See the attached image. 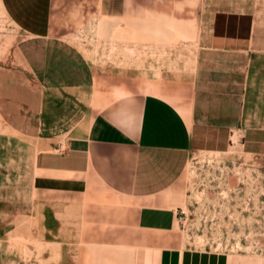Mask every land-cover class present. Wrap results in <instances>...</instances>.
Returning a JSON list of instances; mask_svg holds the SVG:
<instances>
[{"label":"rangeland","instance_id":"rangeland-1","mask_svg":"<svg viewBox=\"0 0 264 264\" xmlns=\"http://www.w3.org/2000/svg\"><path fill=\"white\" fill-rule=\"evenodd\" d=\"M220 11L253 18V47L264 49V0H100L55 45L23 32L0 1V264H134L128 255L144 252L135 247L144 235L128 203L89 175L35 171L33 140H67L120 92L95 86L82 98L83 59L144 93L156 78L192 74ZM55 46L67 54H44ZM262 141L209 136L192 148L173 233L187 246L264 254Z\"/></svg>","mask_w":264,"mask_h":264},{"label":"crops","instance_id":"crops-1","mask_svg":"<svg viewBox=\"0 0 264 264\" xmlns=\"http://www.w3.org/2000/svg\"><path fill=\"white\" fill-rule=\"evenodd\" d=\"M0 1L23 32L53 45L84 26L100 4V0ZM253 24L246 12L215 14L192 74L156 78L144 93L119 76L95 72L83 59L82 98H88L95 86H113L120 92L109 94L106 98L114 99L105 110L75 125L67 140L59 136L33 140L35 171L89 175L128 203L136 228L144 235L135 243L144 252L128 255L134 264H264V254L238 249L237 244L218 252L187 246L173 234L185 200L181 180L197 142L220 135L264 136V49L253 47ZM62 53L57 46L44 52Z\"/></svg>","mask_w":264,"mask_h":264},{"label":"bare ground","instance_id":"bare-ground-1","mask_svg":"<svg viewBox=\"0 0 264 264\" xmlns=\"http://www.w3.org/2000/svg\"><path fill=\"white\" fill-rule=\"evenodd\" d=\"M151 260V259H150Z\"/></svg>","mask_w":264,"mask_h":264}]
</instances>
